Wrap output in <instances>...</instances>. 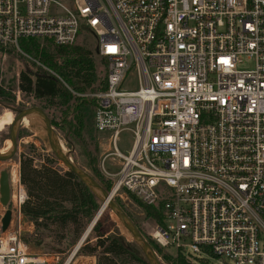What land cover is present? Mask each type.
Returning a JSON list of instances; mask_svg holds the SVG:
<instances>
[{
    "label": "built area",
    "instance_id": "2783aa9c",
    "mask_svg": "<svg viewBox=\"0 0 264 264\" xmlns=\"http://www.w3.org/2000/svg\"><path fill=\"white\" fill-rule=\"evenodd\" d=\"M84 32L105 62L107 88L83 96L96 101L113 198L160 208L151 235L162 248L264 264V0H0V47L27 58L23 40L71 46ZM15 184L0 264H96L78 262L83 242L63 261L24 243Z\"/></svg>",
    "mask_w": 264,
    "mask_h": 264
},
{
    "label": "trees",
    "instance_id": "16d2710c",
    "mask_svg": "<svg viewBox=\"0 0 264 264\" xmlns=\"http://www.w3.org/2000/svg\"><path fill=\"white\" fill-rule=\"evenodd\" d=\"M20 47L31 59L15 48L0 47V53H15L26 66L19 76L20 90L42 101L46 107L65 109L62 112L64 119L72 112L78 113V124L72 127V134L83 152L87 153L94 178L110 192L112 182L95 169L96 158L92 157L83 139V132L87 129L86 112L89 107L95 110L96 106L94 98L83 95L107 88L106 78L99 77L94 51L83 45L57 46L42 44L37 40H23ZM4 94L0 87V99ZM51 124L57 125L55 121H51ZM57 164L59 161L53 154L46 157V163L41 167H36L30 156L21 160L20 181L27 195L21 210L26 222L33 227L21 238L38 253L67 250L80 238L86 222L95 216L102 205L74 173L57 168ZM130 198L143 208L147 218L163 223L160 208L147 206L131 195ZM115 200L123 208L122 200ZM93 232L97 241L84 244L79 251L81 256H97V264H150L137 244L129 242L118 228H114L107 216L97 221ZM149 242L165 262L188 264V258L182 252L178 251L174 257L164 253L154 240Z\"/></svg>",
    "mask_w": 264,
    "mask_h": 264
},
{
    "label": "rangeland",
    "instance_id": "374dc122",
    "mask_svg": "<svg viewBox=\"0 0 264 264\" xmlns=\"http://www.w3.org/2000/svg\"><path fill=\"white\" fill-rule=\"evenodd\" d=\"M64 2L65 0H60ZM77 45H83L87 48L94 51V48L97 45V40L89 35L88 33H82L81 37L77 43ZM96 68L99 73V77L101 79L104 78L105 69L102 61L99 57L95 56ZM26 66L24 62L20 59L18 55L15 53H0V87L5 91L4 96L0 99V118L7 113H12L14 118L20 111L30 108V107H40L42 108L51 121H55L57 125H53L54 132L57 136V139L63 143V147L70 153L72 159L88 174L94 177V171L89 166V158L86 152H83L81 146L78 141L72 134V127L77 125L78 113L72 112L66 116L64 119L65 109L63 108H55V107H46L42 101H39L34 98L32 95H26L19 88V76L23 69ZM135 83H132L131 86H134ZM93 107L88 108V112H86L87 116V129L83 132V139L86 141L87 149L92 153V157L96 158L95 161V169L99 170V164L101 159V153H103L102 147H100L99 135L95 132L93 127ZM10 126H7L3 131L0 132V151L3 152L7 150L8 146L11 145L10 141ZM17 141H18V149L15 156L7 161H0V173L2 171L10 173L11 177V185L12 192L10 195L9 205L7 207L3 206L0 203V213L3 210L14 209L15 203L17 201V186L16 181L18 177L20 178L21 172V160L25 156H30L36 167H41L46 163V157L52 155V151L48 145L46 129L44 127H31L20 125L17 130ZM132 144L131 135L128 133H123L120 141H119V149L127 153ZM113 163V158L110 157L107 159V166L111 167ZM57 168H62L63 170H67V168L63 165V163L59 162L56 165ZM16 169L17 173L13 175V170ZM100 171V170H99ZM14 178V179H13ZM96 179V178H95ZM97 180V179H96ZM98 181V180H97ZM26 192V191H25ZM1 199V195H0ZM123 209L129 214L132 218V221L135 223L138 230L141 232L143 237L149 242L150 240H154L152 238L151 233L153 232V227L155 225V221L151 218H147L146 214L137 203H135L132 199L122 200ZM100 209L97 211L95 216L88 222H86V226L82 231L80 238L67 250L61 253L54 252H41V253H49V254H58V258L63 261L72 251L73 248L81 241L86 231L89 229L90 225L93 223L95 218L97 217ZM107 216L108 219L112 221L114 228H118L119 231L129 242H132L131 237L129 236L127 230L123 228L119 220L114 216L109 207H106L103 211L101 217ZM100 217V218H101ZM99 218V219H100ZM14 230L18 228L17 224L14 225ZM109 226V225H108ZM31 228V229H30ZM113 229V228H112ZM33 227L30 226L26 220L21 224V232L22 234L31 232ZM13 231V228H12ZM97 241V236L91 231V233L87 236V238L83 241L82 246L84 244H94ZM150 243V242H149ZM188 250V249H187ZM164 253H168L174 257L177 255V249L175 247L163 248ZM189 251V250H188ZM35 252V251H34ZM98 255V253H95ZM80 257V258H79ZM79 254L78 262L81 263L83 260ZM95 262L97 264V256H93ZM161 262L163 264H174L175 262H165L162 257H160ZM188 258V259H187ZM188 264H235L233 261L229 259H221L217 257L208 258L207 261L202 262L200 260H194L192 258L186 257Z\"/></svg>",
    "mask_w": 264,
    "mask_h": 264
},
{
    "label": "water",
    "instance_id": "95a60500",
    "mask_svg": "<svg viewBox=\"0 0 264 264\" xmlns=\"http://www.w3.org/2000/svg\"><path fill=\"white\" fill-rule=\"evenodd\" d=\"M96 52H98V50H96ZM30 113H33L34 115L42 119V121L44 122L48 145L54 157L57 159V161L63 163V165L67 168L68 171L74 173L91 190V192H93L97 196V198L102 202L101 210L99 211L93 223L90 225V230L91 231L93 230L97 221L102 216L105 208L109 207L111 212L121 222L124 229L127 230L132 241L135 242L137 246L142 250L149 263L163 264L160 258L158 257L156 251L153 249L152 245L143 237V235L138 230L134 222L130 219V217L120 206V204L113 198L111 193L108 192L93 176H91L86 171H84L72 159L69 152L68 154L70 158L62 150L64 145L57 139V136L51 124V120L42 108L34 106L24 109L19 113H17L13 123L10 126V141L12 143V150L7 154H3L0 151V161L10 160L17 153V149H18L17 130L18 127L20 126L18 122ZM12 173L14 175L15 173H17V170L14 169ZM0 195H1L2 205L7 207L9 205V200H10V184L8 181L7 172H3L2 180L0 182ZM11 221H12V210L7 209L2 218L3 231H7L9 229L11 225Z\"/></svg>",
    "mask_w": 264,
    "mask_h": 264
},
{
    "label": "bare ground",
    "instance_id": "6f19581e",
    "mask_svg": "<svg viewBox=\"0 0 264 264\" xmlns=\"http://www.w3.org/2000/svg\"><path fill=\"white\" fill-rule=\"evenodd\" d=\"M14 121V116L12 113H7L4 116L0 118V132L3 131L7 126L11 125ZM18 124L24 125V126H31V127H44V122L42 119L34 115L33 113L28 114L24 118H22ZM63 144V143H62ZM12 150V143L8 146L7 150L3 151V154H7L11 152ZM62 150L66 153V155L69 157L68 151L63 147ZM70 158V157H69ZM115 216V215H114ZM120 222V221H118ZM121 223V222H120ZM122 225V224H121ZM124 228V227H123ZM91 233L90 227L86 231L85 235L81 239L80 243L83 242L87 238V236Z\"/></svg>",
    "mask_w": 264,
    "mask_h": 264
},
{
    "label": "flooded vegetation",
    "instance_id": "af4514ba",
    "mask_svg": "<svg viewBox=\"0 0 264 264\" xmlns=\"http://www.w3.org/2000/svg\"><path fill=\"white\" fill-rule=\"evenodd\" d=\"M3 172H4V171H2V172L0 173V182H1V180H2ZM7 174H8V181H9V184H10V195H11V192H12L11 177H10V173L7 172ZM0 203H1V199H0ZM1 204H2V203H1Z\"/></svg>",
    "mask_w": 264,
    "mask_h": 264
},
{
    "label": "crops",
    "instance_id": "0c3cea01",
    "mask_svg": "<svg viewBox=\"0 0 264 264\" xmlns=\"http://www.w3.org/2000/svg\"><path fill=\"white\" fill-rule=\"evenodd\" d=\"M31 229V228H30Z\"/></svg>",
    "mask_w": 264,
    "mask_h": 264
}]
</instances>
